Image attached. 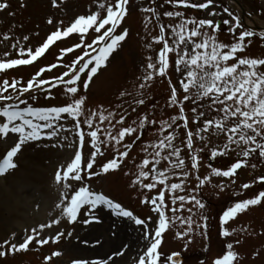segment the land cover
<instances>
[{"label":"snow or ice","instance_id":"6c2138e0","mask_svg":"<svg viewBox=\"0 0 264 264\" xmlns=\"http://www.w3.org/2000/svg\"><path fill=\"white\" fill-rule=\"evenodd\" d=\"M49 3L51 8L59 9L66 0H49ZM130 3L131 0H94L85 13L74 17L68 25L60 20L56 29L38 47L25 48L17 41L12 45L17 58L0 60V72L3 73L33 65L57 41L73 34L78 35L81 42L61 49L57 59L63 60L67 53L77 48L84 50L69 65L70 72L66 71L54 78L58 83L66 85L65 93L72 97L71 102L41 107L29 103L26 97V94L48 85L45 99H54L51 88L57 87V84L42 77L46 71L58 67L56 63L40 68L26 83L16 79H4L0 84V140H7L10 134L15 137L13 146L0 158V176L19 167L16 158L29 143L55 138L58 143L53 144V147L75 149L70 162L61 165L54 174L55 184L61 189L59 203L56 205L61 210L60 218H53L50 222L40 224L38 228L25 229L27 235L22 236L19 241L16 240V233H12L10 238L0 243V259L28 252L34 243L40 247L50 242L58 244L66 235L65 232L45 238L42 235L44 229L59 225L62 219L76 224L82 209H87L91 214L82 221L84 224L99 223L100 218L92 210L106 205L116 216L132 221L141 233L143 246L136 253L133 264H185L183 256L193 243L190 237L196 236V229H200L201 238L209 235V217L203 215L205 203L194 194H179L188 192L187 181L194 174L199 183L193 188V192L197 188L202 189L212 179V176H200L201 154L208 150L215 137L222 135V145L213 146L210 157L223 158L236 153L239 158L226 170L212 168L211 171L212 175L227 177L233 183L239 170L249 167V161L254 156L264 159V56L245 54L252 43L251 38L257 33L244 29L240 17L228 7H224L223 12L230 19L218 21V12L213 10L216 0H164L166 5L175 8L163 12V16L172 21L167 25L161 23V13L154 6L157 0H150L149 6L140 8L145 14L143 23L148 33L145 37V48L152 52L154 45L159 47L154 54L146 57L144 73L139 78L137 91H125L120 95L132 96L135 105L142 106L145 104V90L151 89L152 82L157 78L167 80L170 93L168 106L178 109L176 116L158 122L144 115L139 122H134L135 126H125L126 115L118 116L116 112L104 109L102 105L95 111L86 108L87 97L79 95L81 74L87 76L83 81V88L87 90L93 77L102 67L107 66L112 54L127 40L130 30L122 25L131 14ZM9 7L7 0L0 2V12ZM20 7L25 8L27 5L22 2ZM180 9L207 10L208 17L191 18ZM46 23L53 25L57 22L50 16ZM222 24L229 26L228 32L234 37V41L225 42L219 39ZM154 27L159 29L156 35L151 34ZM117 29H121L118 34ZM90 34H93V40L87 43L86 37ZM259 36L264 40V32ZM3 39L10 40L12 37L5 35ZM23 40L28 41L29 37L24 36ZM93 52L96 54L93 55ZM11 55L5 53V56ZM172 73L178 77L179 88L172 81ZM65 77L68 79L65 80ZM32 99L36 100L38 97L33 96ZM189 104L192 105L191 118L186 110V105ZM129 107L133 112L136 111V107ZM209 113L212 115L208 116ZM206 116L208 118L204 119ZM68 118H71V127L61 122ZM192 124L197 126L195 131L190 127ZM149 125L158 126V138L155 143L149 142L143 148L146 156L137 166L139 170L127 174L134 176L129 181L130 185L141 193L140 203L149 209V215L142 218L106 194L92 190L86 181L120 170L134 144L142 138L141 130ZM84 126L88 131H85ZM179 128L184 129V137L180 141L183 147L176 143ZM67 132L73 134V140L67 144L59 142L61 133ZM126 138H132L133 142H125ZM197 139L200 142L198 150L195 144ZM68 140L67 135L63 136V141ZM88 140L93 151L86 161L84 148ZM121 145L123 150L119 147ZM113 146H117L118 154L103 163L99 171H93L97 158L103 157L105 150ZM189 153L190 159L186 162L184 156ZM162 161L167 162L164 168L160 167ZM251 167L255 168L256 164H251ZM170 174L175 175L180 182H170ZM72 182L79 183L74 186ZM258 182L264 185V175L258 178ZM251 187L253 184L250 183L243 185L244 189ZM220 188L221 191L224 190V186L221 185ZM143 190L155 194H143ZM260 205H264V191L234 203L220 218V235L223 238L232 237L235 233L227 227L229 222ZM194 208L196 212L193 211ZM185 211L188 213L186 216L182 215ZM197 215L200 216L199 221L195 219ZM173 229H176L175 239L184 242L183 248L165 253V236ZM242 231L251 234L247 228ZM67 235L71 236L72 233L68 232ZM96 243L99 244L100 241L97 240ZM241 243L240 239L228 242L214 257H210V262L208 259L198 258L195 264H240L242 257L237 247ZM127 247L130 245L115 250L103 259L74 258L71 264H116L117 257L126 255ZM203 251L210 255V238ZM63 255L62 250H54L45 256V264H55L56 258ZM255 256L259 257L260 251H256Z\"/></svg>","mask_w":264,"mask_h":264},{"label":"rangeland","instance_id":"374dc122","mask_svg":"<svg viewBox=\"0 0 264 264\" xmlns=\"http://www.w3.org/2000/svg\"><path fill=\"white\" fill-rule=\"evenodd\" d=\"M236 1L243 6L247 14L246 16L242 14L240 7L235 3L216 0V7L213 9L218 12L216 19L218 21L230 19L223 12V8L228 7L230 11L240 17L244 29L254 31L256 26H264V0ZM7 2L10 3V7L0 12V60L17 58L16 50L12 48V45L17 41L20 42V46L25 48L38 47L46 39L47 35L56 29L60 20H63L64 24L68 25L74 17L85 13L89 5L94 3V0H66V3L59 9L51 8L49 0H7ZM22 2L27 7L21 8ZM149 3L150 0H131V14L122 25L123 28L130 30V35L109 58L107 66L102 67L96 76L93 77L87 90L83 88V81L87 79V76L81 74L79 95L87 97L86 108L95 111L102 105L104 109L116 112L118 116L126 115L127 121L125 126H135L134 122H139L144 115H148L159 122L161 119L167 120L169 117L178 114V109L168 106L170 93L167 80L157 78L152 82L151 89L145 90V104L142 106L135 105L132 96L121 97L120 95V93L125 91L133 93L137 91L139 78L144 73L146 57L154 54L155 50L159 47L158 45H154L152 52H149L145 48V37L148 36V33L145 31L143 23L145 14L140 11V8L149 6ZM154 6L161 13V23L167 25L172 22L169 18L163 16V12L175 10L174 6L166 5L164 0H157V4ZM180 10L184 11L185 15L191 18L200 19L208 17L207 10ZM11 13H15V15H11ZM50 16L56 20V24L48 25L46 23ZM228 27V25L222 24L219 36L221 41H234V37L228 32ZM120 30L117 29V34ZM158 32V27H154L151 34L156 35ZM5 35L11 36L12 39L4 40L3 37ZM24 36H28L29 40L24 41ZM92 40L93 34H90L86 37L85 42L90 43ZM251 40L252 43L247 48L245 54L255 57L264 56V40L260 39L258 33ZM80 42V37L76 34L57 41L33 65L21 66L8 70L6 73L0 72V84H2L4 79H9L10 81L16 79L26 83L40 68L53 63L59 66L51 71H46L42 79L45 77L47 79L55 78L61 76L66 71L70 72L69 65L73 63L71 62L72 58L78 57L83 50H79V53L69 56L67 53L63 60H58L57 57L60 55L61 49L71 47ZM6 52L12 55L10 57L5 56ZM76 66L78 67L79 65ZM171 75L173 83H177V75L175 73ZM65 79L68 78L65 77ZM177 87L179 88L178 83ZM48 88L49 86L45 85L43 89L34 90L32 93L26 94L29 103L34 106L44 107L62 105L66 101L71 102L72 97L65 93L66 85L59 86L57 89L51 88L52 95L54 96V99L51 100L45 99V90ZM33 96L38 97V99L33 100ZM129 105L136 107V111L133 112ZM191 107V104L186 105L190 118L193 116L190 111ZM211 115V113L208 114V116ZM208 116L204 117V119H207ZM61 122L67 127H71L72 125L71 118ZM84 127L85 131H88L86 126ZM190 127L194 131L197 129L195 124L190 125ZM118 128L119 126H117V130ZM141 131L143 132L142 138L134 144L129 157L124 160L120 170L110 172L107 175H101L100 177H92L86 183L91 186L92 190L106 194L143 218L149 215V209L140 203L142 199L141 193L130 185L129 181L134 176L127 174L135 173L139 170L137 166L146 156L143 148L149 142H156L158 138V126L149 125ZM65 135L69 137L68 141H63V136ZM177 137L176 143L180 147H183L184 145L180 143L184 137L183 128L178 129ZM223 139L222 135L215 137L208 146V150L201 154L200 176L201 178L212 176V179L207 181L202 189L197 188L193 192V188L199 183L194 174L188 178V192L179 193L183 195H196L206 205L203 215L209 217V235L201 238L199 236L200 229H196V236L194 238L190 237L193 239V243L189 246L188 252L184 253L183 256L185 264H195L198 258L208 259L210 262V257H214L226 243L233 242L235 239L242 241L237 247V251L240 252L242 257L240 264H264V234H258L264 233V205L253 207L248 212L240 214L235 221H230L227 227L231 231H234L235 234L232 237L223 238L220 235V218L224 211L232 207L234 203L252 198L260 191H264V185L258 182V178L264 175V159H258L255 156L249 161V167L239 170L238 176L234 178L235 183L227 177L212 175V168L226 170L232 162L239 158L236 153H232L223 158L213 159L214 165L210 166V150L213 146H221ZM14 140L15 137L11 134L7 140H0V158L13 146ZM72 140L73 134L70 132L61 133L59 138V142L65 144ZM125 142L131 144L133 141L132 138H126ZM56 143L58 141L54 138L53 140L42 139L25 145L16 158L19 167L4 176H0V243L10 238L12 233H16V240L19 241L22 236L27 235L24 231L25 229L38 228L42 223L50 222L53 218H60L61 210L56 205L59 203L61 189L55 184L54 174L61 165L70 162L75 149L70 147H53L52 145ZM195 144L198 150L200 147L198 139L195 141ZM116 147L113 146L110 149H106L104 156L97 158V165L93 171H99L103 163L118 154ZM119 147L123 150L122 145ZM92 151L91 142L88 140L84 148L86 161L90 158ZM184 158L187 162L190 159V153L186 154ZM166 164V161H162L160 167L164 168ZM251 164H256V167L252 168ZM170 182L180 181L175 175L170 174ZM72 183L75 186L79 182ZM245 183L253 184V187L244 189L243 185ZM221 185L224 186L223 191H221ZM143 194L154 195L155 192L147 193L146 190H143ZM168 198L169 200L171 199L170 196ZM92 211L100 218L99 223L84 224L82 221L89 218L91 214L87 209H82L80 218L76 224H70L62 219L59 225H55L50 229H44L42 235L45 238L54 236L61 231L65 232L66 235L58 244L50 242L48 245L40 247L34 243L30 251L18 253L6 259H0V264H45V256L54 250H62L64 253L62 257L56 258L55 264H71L74 258H107L115 250L121 249L125 245H130V247L126 248V255L124 257L116 258V264H133L136 253L143 246L141 233L137 226L126 218L116 216L114 211L106 205L98 206ZM193 211L196 212L197 210L194 208ZM152 215L154 216L155 214ZM182 215H188L187 211L182 213ZM195 219L199 221L200 216L197 215ZM133 227V234L140 237L137 242H129L126 239ZM245 228L249 229L251 234L243 232L242 229ZM175 231L176 229H173L172 232L167 233L165 236V243L163 245L165 253L180 251L183 248L184 242L175 239ZM68 232H71L72 235L68 236ZM209 238L211 244L210 255L203 251V248L209 244ZM97 240L100 241L99 244L96 243ZM84 241H87V243H84ZM256 251H260L259 257L255 256Z\"/></svg>","mask_w":264,"mask_h":264},{"label":"bare ground","instance_id":"6f19581e","mask_svg":"<svg viewBox=\"0 0 264 264\" xmlns=\"http://www.w3.org/2000/svg\"><path fill=\"white\" fill-rule=\"evenodd\" d=\"M134 227L131 228V232L129 233L128 237H126L127 241L129 242H137L140 237H137L133 234ZM125 235V234H124Z\"/></svg>","mask_w":264,"mask_h":264}]
</instances>
